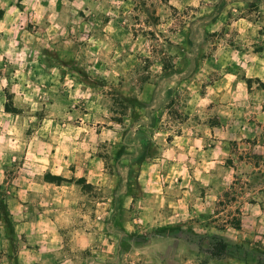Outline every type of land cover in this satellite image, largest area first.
<instances>
[{
    "label": "rangeland",
    "instance_id": "rangeland-1",
    "mask_svg": "<svg viewBox=\"0 0 264 264\" xmlns=\"http://www.w3.org/2000/svg\"><path fill=\"white\" fill-rule=\"evenodd\" d=\"M45 1L88 2L72 6L78 15L69 11L67 18L54 17L45 26L32 20L22 24L26 32L43 35L45 43L39 50L28 46L4 56L3 64L6 57L9 61L0 68V108L7 106L10 113L7 121L14 130L5 126L8 137L14 135L22 145L46 143L44 151L57 164L69 157L67 173L81 197L78 213L92 218L99 210L104 226L120 194L136 189L140 162L165 157L167 144L178 135L204 139V145L196 146V157L206 158L203 152L210 150L218 160L213 174L232 179L216 209L229 208L212 221L219 232L226 224L238 226L240 208H231L232 202L244 206L251 192L264 190V118L259 116L264 82L256 77V50L263 46L256 42V32L262 33L256 28V0ZM7 121L0 116V129ZM3 152L10 161L9 180L27 161V150ZM93 158L105 177L118 178L110 201L107 188L85 184L71 162ZM45 176L34 178L40 182ZM8 190V184L0 187V264H17V253L26 247L23 237L12 232ZM51 215L65 223L58 213ZM216 235L203 246L209 260L199 258L196 264H239L242 258L248 260L245 264L264 262L260 238L246 239L240 245L243 253L237 254ZM34 248L37 264H157L127 254L131 247L120 244L102 242L77 252L66 241L52 252Z\"/></svg>",
    "mask_w": 264,
    "mask_h": 264
},
{
    "label": "crops",
    "instance_id": "crops-1",
    "mask_svg": "<svg viewBox=\"0 0 264 264\" xmlns=\"http://www.w3.org/2000/svg\"><path fill=\"white\" fill-rule=\"evenodd\" d=\"M79 2L83 6L88 1L0 0V68L6 66L9 61L7 57L13 56L16 50L28 46L39 50V46L45 43L43 35L38 34V31L26 32L22 24L32 20L36 23L42 21L45 26L54 17L67 18L69 11L78 15L79 11L73 10L72 6L79 8ZM256 9V28L262 29V33L256 32V42L259 41L263 46L256 50V77L264 82V0H256ZM26 38L32 40L31 45H28ZM4 56H7L5 64ZM9 115L2 106V119L7 121ZM259 116L264 118V111ZM5 126L14 130L8 121L0 129V187L8 184L7 207L12 232L17 237H23L26 247L25 251L17 253V264H37L35 246L47 247L52 252L63 241H66L72 252L99 246L102 242L109 247H117L119 244L130 246L131 251L127 254H141L147 257V261H156L157 264H196L199 258L207 257L209 260L203 246L213 239L215 233L216 236L220 234L226 247L236 250L237 254L243 253L240 245H244L246 239L255 241L258 237L264 242V190L251 192V201L244 206L237 200L232 202L231 208H240L238 226L226 224L223 232L215 227L216 222L212 218L229 208V205L224 204L220 206V210L216 209L227 196L232 179L228 174L219 177L213 174L218 160L210 150L203 152L206 158L196 157V146L204 145V139L178 135L167 144L165 157L140 162L134 175L136 189L126 188L120 194L115 213L104 226L99 210L92 218L85 212L78 213L81 197L78 198V185L70 181L67 173L69 157L66 160L61 158L60 164H57L44 151L46 143L42 142L41 147V142L31 140L22 145L14 135L8 137ZM261 128L260 126V130ZM22 146L27 150V161L8 180L6 167L10 161H6L8 154L3 151L8 148L20 149ZM38 148L42 154L38 153ZM10 156L13 160L14 155ZM71 162L77 164L78 171L82 173L78 177L82 176L85 184L99 187L104 185L109 201L112 199L117 189V176H112V180L105 177L100 161L96 158L85 163L73 159ZM80 166L87 168L80 169ZM45 173L60 176L64 180L55 184L45 180L37 182L34 178L35 174ZM70 188L75 190L72 195ZM40 199L45 203L40 202ZM49 206L52 209L49 210ZM56 213L65 223H60L57 217L51 218V214L54 216ZM74 216H80L76 223ZM87 217L90 221L84 224ZM104 230H107V234L103 233ZM256 231L260 232L257 236ZM4 241L7 246L10 244L7 238ZM258 249L261 250L262 247ZM7 251L3 250L2 253ZM252 252L255 253L256 248H252ZM114 259L116 260L115 257ZM237 261L245 264L248 260L242 258ZM101 262L106 263L105 259ZM260 264H264L262 258Z\"/></svg>",
    "mask_w": 264,
    "mask_h": 264
},
{
    "label": "trees",
    "instance_id": "trees-1",
    "mask_svg": "<svg viewBox=\"0 0 264 264\" xmlns=\"http://www.w3.org/2000/svg\"><path fill=\"white\" fill-rule=\"evenodd\" d=\"M5 110L7 111V106L5 107ZM44 180L51 183L60 184V182L63 181L64 179L60 176L48 174L44 177ZM83 182L85 181L83 180Z\"/></svg>",
    "mask_w": 264,
    "mask_h": 264
}]
</instances>
